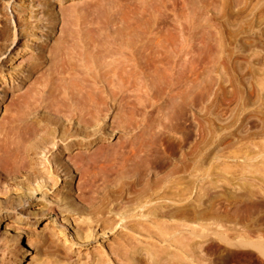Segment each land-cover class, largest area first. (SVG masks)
<instances>
[{
  "label": "rangeland",
  "instance_id": "rangeland-1",
  "mask_svg": "<svg viewBox=\"0 0 264 264\" xmlns=\"http://www.w3.org/2000/svg\"><path fill=\"white\" fill-rule=\"evenodd\" d=\"M207 1L206 27L195 34L205 43L167 44L181 49L180 65L157 80L154 90L137 85L123 93L116 120L107 119L90 137L99 139L101 156H93L96 147H90L89 204L75 194L79 171L68 183L72 193L58 169L54 186L35 182L52 158L43 155V146L33 167L0 174L7 202L20 200L30 220L16 231L0 222V235H20L28 264H85L95 252L103 254V264H264V256L242 244L264 239V0ZM45 5L59 16L55 0H0V54L7 49L0 57V115L13 91L9 77L18 80L15 84L22 80L20 65L58 35L59 20L50 25ZM77 8L86 21L83 43L118 44L109 8ZM26 30L32 35L25 52ZM37 119L49 124L46 130L55 128L42 112ZM58 151L66 164L69 152ZM68 204L76 205L73 216L65 211ZM78 209L91 218L96 237L88 235L87 223L74 222L82 218ZM113 241L123 243L119 257ZM146 250L156 252L154 258Z\"/></svg>",
  "mask_w": 264,
  "mask_h": 264
},
{
  "label": "bare ground",
  "instance_id": "bare-ground-1",
  "mask_svg": "<svg viewBox=\"0 0 264 264\" xmlns=\"http://www.w3.org/2000/svg\"><path fill=\"white\" fill-rule=\"evenodd\" d=\"M55 1L59 2V16H56L54 8L50 11L48 5H45L48 9L46 8L43 16L50 25H54L56 20H59L58 35L53 38L51 44L46 45L45 51L39 50L35 55L29 56L30 58L27 57L25 67L20 65L18 73L21 74L22 80L15 84L18 80L9 77L14 86L9 99L2 103L3 109L0 115V174L11 176L21 168L33 167V156L41 154L44 149L43 155L50 153L52 158L46 159L47 168H44V173H39L40 171L34 173L35 182L40 183V187L41 182H44V185L50 183L54 186L55 181L58 182V173L55 172L58 169L64 173L63 187L71 192V186L68 184L72 182L71 174L74 170L79 171L81 178L75 185V194L79 202L87 205L93 193L91 174L93 175L94 172L91 170L93 162L90 159L95 155L101 156V153L97 154L99 139H96V136L91 141L90 137L93 138L102 129L107 119L111 122L116 120L118 98L123 99V93L133 91L137 85L146 91L154 90L157 88V80L165 78L169 70L180 65L183 58L181 49L167 44L205 43L204 38L196 37L195 34L204 27L203 14L210 3L207 0H67L64 3L63 0ZM77 4L93 9L109 8L114 17L112 20L115 22L114 25H118L116 28L118 44L83 43L85 36L82 27L83 22L86 21L80 18V8H77ZM31 17L36 19L35 15ZM30 31L32 30L27 31L24 36L27 37L23 42L25 52L29 48V37L32 35ZM15 35L13 30L10 44L14 43ZM6 52L7 49L0 54V57ZM19 53L20 51L16 55ZM172 53L175 55L171 56ZM2 82L6 84L3 77ZM41 112L45 117L53 119L51 123L55 128L46 130L47 127L49 129V124L44 123V125L41 122L43 124L41 125L37 119ZM65 122L69 126H66ZM74 124L77 125L75 130ZM70 125L73 127L71 128ZM90 129L93 130L89 131ZM41 146H43L42 150H40ZM90 147H96L93 156L89 154ZM60 148L61 151L69 152L64 157L73 170L67 163H62L58 151ZM50 164L56 167L55 170L50 171ZM0 187H3V184L0 183ZM7 193L6 188L0 190V222L4 223L5 230L16 231L19 224L30 221L29 213L20 200L7 202ZM68 198L72 199L70 195ZM76 209V205L65 206L67 215L73 216L71 213ZM79 215L82 218L77 217L74 222L87 223L88 235L90 236L91 233L94 235L88 222L91 218L85 214L83 216L81 210ZM105 229L102 231L103 234L108 231ZM130 232H127L126 235L129 236L126 238L130 237L132 233ZM94 236L96 237V234ZM113 242L117 249L114 254L118 256L117 251L120 248L118 243L121 242ZM19 243L18 233L11 237L0 235V264L27 263L25 249ZM242 244L264 256V252L251 247L250 240H245ZM150 247L151 245L146 249ZM134 248L136 250L138 247ZM147 252L151 255L154 251ZM102 255L100 252H95L90 255V260L89 256L87 257L89 261L86 262L89 263L85 264H103ZM38 261L31 264H44L43 260Z\"/></svg>",
  "mask_w": 264,
  "mask_h": 264
},
{
  "label": "water",
  "instance_id": "water-1",
  "mask_svg": "<svg viewBox=\"0 0 264 264\" xmlns=\"http://www.w3.org/2000/svg\"><path fill=\"white\" fill-rule=\"evenodd\" d=\"M249 240L252 245L251 247L258 249L262 253L264 252V239L253 238Z\"/></svg>",
  "mask_w": 264,
  "mask_h": 264
}]
</instances>
